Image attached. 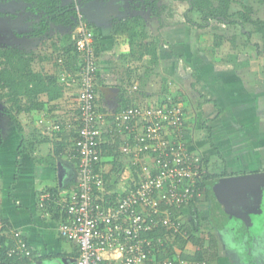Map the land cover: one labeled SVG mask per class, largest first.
Returning a JSON list of instances; mask_svg holds the SVG:
<instances>
[{"label": "crops", "instance_id": "obj_1", "mask_svg": "<svg viewBox=\"0 0 264 264\" xmlns=\"http://www.w3.org/2000/svg\"><path fill=\"white\" fill-rule=\"evenodd\" d=\"M9 1L11 3L8 4L7 1L6 5L9 14L2 15L4 19L1 20L3 27H0V47L25 50L33 46L38 48L42 42L50 44V39L57 34L59 38L53 39L60 42V45L73 42L72 30H65L60 25L50 23L45 12L48 0ZM138 1L140 3H137ZM138 1L57 0L55 4L56 11L65 9L61 13L69 12L73 8L79 10V7L83 6L85 11L79 12L89 23L97 39L99 55L95 90L99 111L111 115L131 105H156L167 97L179 99L186 109V137L191 145L190 150L198 154L204 164L209 165L206 166L207 172L212 170L210 164H215L213 166L218 172L225 171L227 175L222 176L224 178L264 172V59H260V45L253 42V36L258 38V34L252 33L249 44L243 47L245 50L239 46L240 50H243L239 51L238 42L245 43L249 39L239 34L245 33L251 26L245 25L244 30L240 24H224L237 30V34H231L217 46L214 43L211 46L202 38L195 37L197 26L187 20L176 22L179 0H173L174 5L170 9L172 15L167 16L166 10L163 14L159 13L157 20L149 14L146 15L144 5L141 4L143 0ZM231 1V13L242 11L244 6L251 7L255 15L264 13V0ZM10 12L15 14L11 15ZM133 18L136 20L137 35L133 36L134 42L130 45L128 35L120 32L114 34L112 27ZM260 19L264 21V15ZM42 20L48 21L49 31L46 34L52 37L40 41L30 34ZM192 23L197 24L194 21ZM144 28H154L155 39L160 37L161 45H156L159 84L148 82L146 87H140L139 81L133 78V75L138 74V67H132L136 65L135 61L140 59L132 55V49L133 54H136L141 47V40L151 37V33ZM237 35L236 39L234 36ZM203 42L201 45L205 47L201 48L199 43ZM29 43L31 45H28ZM150 44L151 40L145 46L147 50ZM226 44L231 45L233 52L230 50L220 59L217 56ZM147 50L144 49L141 57L146 55ZM182 57L185 59L183 62ZM234 57H239L240 61L233 62ZM251 58L257 61L248 63ZM133 87H136V90H133ZM67 88L63 89L62 98L45 104L43 109L50 120L69 123L76 87L73 85ZM113 93L114 97L111 96ZM40 114V111L31 114L34 125L28 127H25L20 119L19 124L8 118H2L0 121V216L6 225L23 234L42 260L45 259L50 264H56L58 259H61L60 262L69 263L70 259L77 257L78 248L59 235L57 229L61 220L54 216L46 205L45 208L40 205L41 202L44 205L47 201L43 193L57 189L58 194L64 196L72 185L75 164H70L68 160L72 143L71 138L69 139L70 131L65 130L60 134L61 140H64V148L56 153L59 140L54 138L56 135L43 134L42 128L37 125ZM101 131L102 160L105 162L103 169L110 173L105 176L107 181L109 175L117 181L127 182L135 179L138 176L137 168L128 161L130 156L126 157L120 151L124 137L126 141L128 138L111 135L105 126ZM110 148L113 153L108 152ZM203 148L208 150L203 151ZM214 158L219 162H213ZM194 204L196 206L192 211L197 213L196 216L204 224L201 230L214 232L218 239V259H213L208 264H264V219L258 221L259 217H264V189L261 209L252 206L260 211L252 212L250 209V212H245L247 218L242 221L243 236H239L240 232L236 229L230 231L234 233V237L244 240L247 237H255L254 243H247L245 240L246 247H240V251L248 252L247 261L239 256L223 254L220 249L221 240L210 219V211L216 212L219 203L208 199L205 194ZM254 226L257 228L254 229ZM218 232H221L222 236L226 235L225 231ZM190 247L193 251L194 247Z\"/></svg>", "mask_w": 264, "mask_h": 264}, {"label": "built area", "instance_id": "obj_2", "mask_svg": "<svg viewBox=\"0 0 264 264\" xmlns=\"http://www.w3.org/2000/svg\"><path fill=\"white\" fill-rule=\"evenodd\" d=\"M74 22V69L57 75L64 88L76 87L72 116L68 124L37 121L43 134L56 135L58 142L62 141L60 134L70 131L68 160H75L70 191L65 197L44 196L57 208L59 235L78 248L73 264H204L182 260L175 245L188 237L184 217L190 205L202 197L198 183L206 173L201 157L190 150L182 102L167 97L156 105H131L111 115L99 111L94 32L79 11ZM103 126L117 138H128L124 137L120 151L137 168L135 179L117 181L109 175L107 181L105 176L110 173L103 169ZM40 206L43 208L42 202ZM158 229L163 236L149 237ZM4 236L13 241L9 254L15 252L16 260H34L28 242L0 216V238ZM167 245L173 248V258L164 254Z\"/></svg>", "mask_w": 264, "mask_h": 264}, {"label": "trees", "instance_id": "obj_3", "mask_svg": "<svg viewBox=\"0 0 264 264\" xmlns=\"http://www.w3.org/2000/svg\"><path fill=\"white\" fill-rule=\"evenodd\" d=\"M138 1V0H137ZM158 0H143L141 4L144 5L145 9H148L152 16L159 18L158 9H156V4ZM188 2V6L191 7V11L197 12L201 15V19L208 24L210 20H214L221 24L237 25L240 24L245 30V25H249L252 31L247 30L245 33H240L242 37L249 38L252 32L260 35L261 39L264 41V21L259 17L254 16L253 9L248 6H244L242 11H235V13L230 12V7L233 3L231 0H183ZM57 0H48L46 7V15L49 17L50 23L54 25H60L65 30H72L75 27L74 18L76 15V10L65 11V9L55 10V4ZM216 2V3H215ZM137 3H140L139 1ZM82 14V13H81ZM84 18V16H83ZM134 21V22H133ZM136 20L131 19L130 21L114 24L112 31L114 34L126 33L130 41V45H133V36L136 33ZM188 22H192L189 21ZM47 20H42L41 24L32 31L30 34L32 37L40 39H48L49 26L47 25ZM87 25L89 23L86 21ZM124 23V24H123ZM54 37L59 38V34ZM52 37L51 43L47 44L46 41L39 44L40 49L33 51L32 49L25 50L14 47H0V104L4 106L2 112L5 117H8L13 123L19 124L18 115L24 114L29 116L34 111L45 112L43 109L45 104H50L62 98L64 86L58 80V73L61 70L72 71L74 69L75 63V46L73 42L66 44L58 43ZM222 38L216 37L214 45L217 46L221 43ZM43 41V40H42ZM59 41V40H58ZM249 44V39L245 41V45ZM147 49V48H145ZM261 52V51H260ZM264 52V51H263ZM261 52V53H263ZM94 53L96 59L99 55V48L97 45V39L94 36ZM142 54V53H141ZM132 55L133 49H132ZM146 55L150 56L151 62L156 64L158 62V57L156 54V46L150 44L149 50H147ZM136 59L138 57H135ZM61 59V63L58 60ZM50 66V69H45ZM44 98V99H43ZM186 111V109H185ZM52 119V118H51ZM33 145V144H32ZM58 149L55 150L59 153L63 150V142L57 143ZM32 148V146H31ZM33 150V148H32ZM113 149H108V152H112ZM103 154V153H102ZM70 164H75V160H72ZM215 166V164H213ZM211 165V171L207 172L202 176L201 183L199 187L206 194L212 185V181L219 179L222 176H226V172H218V169ZM75 166V165H74ZM206 167L207 165L204 164ZM209 184V185H208ZM58 190L51 189L46 193L53 195V198L58 197ZM51 200V199H50ZM54 202V201H53ZM197 202V201H196ZM48 204V203H47ZM47 204L46 208L51 210L54 216L58 214L57 208L52 204ZM196 204H192L189 207V219L188 223H184L185 230L188 233L186 239H178L175 245L178 246L181 251L180 258L182 260L191 263H204L208 264L213 259H218V243L216 236L212 232H204L201 230L203 227V222L200 218L192 211ZM188 216V214H186ZM4 222V220H3ZM18 231V230H17ZM20 232V231H19ZM164 232L161 229L156 230V232L149 235L153 236H163ZM20 238L26 240L23 234L20 232ZM7 241V243H6ZM2 246L0 247V264H29L28 261L16 260V253L13 252L9 254L11 250V245L13 241L9 239V236H4L0 238ZM6 243V244H5ZM190 245L194 247L191 255H184V247ZM32 254L34 253L35 260L42 259L41 257H36V253L28 244ZM165 256L168 258L174 257V251L172 246L167 245L165 247ZM76 258V256H74Z\"/></svg>", "mask_w": 264, "mask_h": 264}, {"label": "rangeland", "instance_id": "obj_4", "mask_svg": "<svg viewBox=\"0 0 264 264\" xmlns=\"http://www.w3.org/2000/svg\"><path fill=\"white\" fill-rule=\"evenodd\" d=\"M177 2H179L178 5H177V7L179 9V12L177 10L174 13V14H176L178 12V16H177V18H175L176 22L177 21L185 22V20L188 21V19H189V21L192 20L195 23H197L198 25L197 24L195 25L194 23L189 22L193 26H197V29H196V32H195V34H196L195 37H197L198 39H201L202 38L205 42L207 41L209 43V45L212 46V44L215 42L216 37H220L222 39H226V37L230 36L231 34H232V36L235 33L237 34V30H233L231 27H229V25L225 26L224 24L218 23V22H216L214 20H210L208 22V24L205 23L201 19V15L200 14H198L197 12L191 11V7L188 6V2L187 1H183V0L180 1L179 0ZM173 5H174L173 0H158L157 1V4H156V9H158V12L160 14H163L166 10H168L166 14H167V16H169V15H172L170 13V9H171V7H173ZM237 9H238V7H236L235 10H237ZM231 12H232V8H231ZM10 13H11V15L15 14L14 12H10ZM145 14L146 15L149 14L150 16H152V14L150 13V11L148 9H145ZM263 15H264V13H260L259 15H255L254 14L255 17H258L259 16V18H262ZM152 17H154L155 20H157V17L156 16H152ZM172 17H174V16H172ZM230 26H233V25H230ZM144 30H146L148 33L150 32L151 33L150 34L151 37L150 38H143L141 40V42H140L141 47H140L139 50L136 51V54L134 55L135 57H139L140 60L139 61H135L136 62V65L135 66H132L134 68L135 67H138V70H137L138 71V74L133 75V76H135L133 78L135 79V81H137V82L139 81L140 87H146V84L148 82H151V84L152 83L159 84V69L157 68V66L159 64H157V63L156 64H153L151 62V58H150L149 55L148 56L147 55H144L146 57H144V56L141 57V55H142L141 53L144 52L145 46H146V44H147V42L149 40H151L152 45H155V46L156 45L157 46L158 45H161V41H159L160 40V37L157 40L155 39L156 38V34H154L155 33L154 28L153 29H148V30L146 28H144ZM248 30H251L252 31V28H248ZM240 36H242V35H240ZM234 37L235 38L236 37L238 38V35L237 36H234ZM157 38H158V36H157ZM249 40H250V38H249ZM253 42L254 43L255 42H258V44L260 45V49H261L260 51L261 52L264 51V41L261 39L260 35H258V38H257V36L256 37L253 36ZM201 44H204V42L203 43H199V45H200L201 48L205 47V45H201ZM28 45H31V44L29 43ZM254 45L255 44H253V46ZM239 46L242 47V48L243 47L245 48V43H242V42L239 41L238 44H237V47H238L239 51H243V50H240V47ZM31 49L33 51H37L38 49H40V47L38 46V49H37L35 46H33ZM230 50H231V52H233V50L231 49V45H229V44L224 45L221 54H219L217 57L220 58V59H223L224 54L229 53ZM263 53H261V55H260L261 58L260 59H264V54ZM232 60H233V62L240 61L239 60V57H234ZM181 61L183 62V61H185V59L182 57V60ZM250 61H252V63H254L257 60L256 61H253L252 58H251L247 62L249 63ZM262 64L264 65V60L262 61ZM50 68H51L50 66H47L45 69H50ZM100 93H103V92L100 91ZM100 93H99V96H100V98H102V96H101ZM111 96L114 97V93L111 94ZM0 106H1V108H0V121H1V118L6 119L8 117H5L4 113L2 112V108L4 106H2L1 104H0ZM17 118L20 119L21 123H23V125L25 127H28L30 125H34L33 124L34 123V120H33L34 118H33V116L31 114L29 116H25L24 114H20V115L17 116ZM40 118H42L45 121L46 120H50L49 115H47L45 112H42V114H40V117L37 119V121ZM202 150L203 151H206V150H208V148L207 149L206 148H203ZM244 150L245 149H242V151H244ZM213 162L218 163L219 160L217 158H214L213 159ZM211 165L212 164H210V166ZM207 197L210 200L211 199L214 200L216 202V204L219 203V205L217 206V210L215 209L216 212H214L212 210L210 211V213H211L210 219H211L212 224L214 225V227H216L217 234L220 237V240H221L220 241V249L222 250V252H224L223 254H227V255L230 254L233 257L239 256L240 258H243V260H246L247 261L248 260V256H247L248 252L246 250H245V252L240 251V247H242V246L246 247L245 246V240L248 241L247 243H249V241L251 243H254L253 240H255L254 239L255 237L252 236V237H250V239H249V237H247L245 240H244V238L243 239H240V237H234V233L233 232H230L231 230H234V229H236L238 232H240L239 233L240 234L239 236H243L242 233H241V230H242V227H243V223H242L243 220L235 217L236 214H235L234 211L232 213H230V214L228 213V211H227L228 205L227 204H224V203H221L220 197L217 194H214V191L212 190V188H210L208 190ZM220 207H221V210H219ZM259 208H260V203H259ZM213 212H214V215H212ZM188 219H189V217L185 215V217H184V223H188ZM262 219H264V217H259L258 218V221L259 220H262ZM262 226H263V229H264V222H263ZM256 228H257V226H254V229H256ZM219 230H221L222 232L225 231L226 232V235L225 236L224 235L222 236L221 232H218ZM251 231L254 232L253 230H251ZM229 235H230V237H229ZM217 241H218V239H217ZM235 242H237V244ZM235 249L238 250L239 254H237L238 252L236 253V250ZM183 252H184V255H188V256L191 255V247H190V245H187L186 247H184ZM250 259L251 260L253 259V261L255 260V258H252V257H250ZM31 264H34V262L31 263ZM37 264H40V263H37Z\"/></svg>", "mask_w": 264, "mask_h": 264}, {"label": "water", "instance_id": "obj_5", "mask_svg": "<svg viewBox=\"0 0 264 264\" xmlns=\"http://www.w3.org/2000/svg\"><path fill=\"white\" fill-rule=\"evenodd\" d=\"M7 1L8 4L11 3L9 0ZM2 10L0 8V11ZM79 11H85L83 6L79 7ZM1 26L2 22L0 20ZM210 187L214 194L220 197L221 203L228 205V213L230 214L231 211H234L236 216L243 220L247 218L245 212H250L253 205L256 206L255 208H259L264 188V172L220 178L212 181ZM40 264H50V262L43 260ZM60 264H70V262L63 261Z\"/></svg>", "mask_w": 264, "mask_h": 264}, {"label": "flooded vegetation", "instance_id": "obj_6", "mask_svg": "<svg viewBox=\"0 0 264 264\" xmlns=\"http://www.w3.org/2000/svg\"><path fill=\"white\" fill-rule=\"evenodd\" d=\"M6 5H7V0H0V8L1 9H3L2 11H0L1 13H0V20H2L3 21V16L2 15H6V14H9V11H7L8 9H7V7H6ZM73 10H75V8H73ZM76 11H78V10H76ZM3 18V19H2ZM6 19V18H5ZM2 31V29H0V32ZM2 119V118H1ZM220 178H224V177H220ZM219 178V179H220ZM211 188V187H210ZM206 194V190H204L203 191V195H205ZM259 209H261V207L259 208ZM259 209H257V210H255V208H251V210H253V212H259L260 210ZM255 216H256V214H254ZM254 216V217H255ZM252 219H253V217H252ZM60 260L61 259H58L57 260V262H56V264H60L61 262H60ZM75 260L74 259H70V263L72 262H74Z\"/></svg>", "mask_w": 264, "mask_h": 264}, {"label": "clouds", "instance_id": "obj_7", "mask_svg": "<svg viewBox=\"0 0 264 264\" xmlns=\"http://www.w3.org/2000/svg\"><path fill=\"white\" fill-rule=\"evenodd\" d=\"M78 11H79V10H78ZM63 141H64V140H62L61 142H63ZM61 142H59V143H61ZM71 180H72V179H71ZM71 182H72V181H71ZM70 188H71V187H70ZM67 191H70V189H67ZM46 194H49V193H43V196L46 195ZM67 194H68V192H66L64 196H62V195H58V197H59V196H60V197H65ZM58 197H57V198H58ZM45 203H46V204H47V203L50 204V203L48 202V200H47ZM48 204H47V205H48ZM43 207L45 208V204L43 205ZM56 216L59 217L58 214H56ZM36 257H39V256L36 254ZM43 260H45V259H43ZM43 260H42V259H40V260H35V257H34V260H33L32 262H29V264H31V263H33V262H34V264H37V263L42 262Z\"/></svg>", "mask_w": 264, "mask_h": 264}]
</instances>
